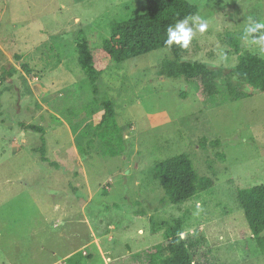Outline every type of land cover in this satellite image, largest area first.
<instances>
[{
  "label": "rangeland",
  "instance_id": "obj_1",
  "mask_svg": "<svg viewBox=\"0 0 264 264\" xmlns=\"http://www.w3.org/2000/svg\"><path fill=\"white\" fill-rule=\"evenodd\" d=\"M189 1L208 27L189 21L182 59L248 96L205 108L194 84L166 77L167 47L106 68L95 101L76 42L100 48L143 0H0V264L144 263L176 219L200 264H264L237 200L264 183V92L233 73L243 52L264 58V29L245 33L264 0ZM105 99L120 127L110 143L95 133ZM180 153L211 184L171 204L153 168Z\"/></svg>",
  "mask_w": 264,
  "mask_h": 264
},
{
  "label": "trees",
  "instance_id": "obj_2",
  "mask_svg": "<svg viewBox=\"0 0 264 264\" xmlns=\"http://www.w3.org/2000/svg\"><path fill=\"white\" fill-rule=\"evenodd\" d=\"M144 10L131 18L116 21L110 35L102 41L100 48L92 49L86 39L76 42L78 64L86 75L93 98L97 101L98 81L106 68L126 60L143 56L162 48H170L171 57L162 61L161 67L169 79L181 78L192 83L205 108L248 96L240 84L233 83L222 69L214 68L206 62L182 59L187 48L180 45H167V29L185 18L193 17L199 7L189 0H143ZM233 73L250 90L264 92V58L251 52L239 54ZM103 112L96 125L95 133L110 143L111 137L120 131L115 121V110L111 100L100 102ZM120 138L119 134L116 136ZM91 142L88 141L87 145ZM113 152V151H111ZM114 153V152H113ZM42 160L47 158L41 156ZM154 177L163 189L171 204L187 201L205 191L211 184L208 177H199L192 161L184 154H175L155 163ZM237 200L253 240L264 253V183L239 189ZM182 220L176 219L163 233L161 242L143 250L149 257L144 263L134 261L133 254L115 260L117 264H200L191 250L193 242L181 234ZM60 263V262H58Z\"/></svg>",
  "mask_w": 264,
  "mask_h": 264
},
{
  "label": "clouds",
  "instance_id": "obj_3",
  "mask_svg": "<svg viewBox=\"0 0 264 264\" xmlns=\"http://www.w3.org/2000/svg\"><path fill=\"white\" fill-rule=\"evenodd\" d=\"M198 25L199 31L202 33L208 27V22L199 16L185 18L184 20L175 24V26H169L167 29L168 37L165 43L171 46L173 43L180 45L182 48H187L192 41L195 32L189 21ZM264 29V23L252 22L245 28V33L250 35L257 33ZM183 237V233L181 234Z\"/></svg>",
  "mask_w": 264,
  "mask_h": 264
},
{
  "label": "crops",
  "instance_id": "obj_4",
  "mask_svg": "<svg viewBox=\"0 0 264 264\" xmlns=\"http://www.w3.org/2000/svg\"><path fill=\"white\" fill-rule=\"evenodd\" d=\"M103 238V237H102ZM109 240H112V238H109ZM74 261V260H73ZM55 263V262H54ZM56 264V263H55Z\"/></svg>",
  "mask_w": 264,
  "mask_h": 264
}]
</instances>
